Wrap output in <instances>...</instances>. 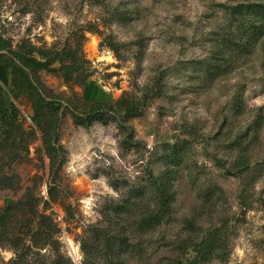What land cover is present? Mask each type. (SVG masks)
I'll use <instances>...</instances> for the list:
<instances>
[{"label": "rangeland", "instance_id": "obj_1", "mask_svg": "<svg viewBox=\"0 0 264 264\" xmlns=\"http://www.w3.org/2000/svg\"><path fill=\"white\" fill-rule=\"evenodd\" d=\"M250 5L264 0H0V99L18 110L0 118V264H170L221 227L228 253L211 264H264V30ZM18 52L56 59L35 79L63 105L51 139L13 92L4 62ZM97 112L108 125L78 124ZM161 180L170 211L145 230Z\"/></svg>", "mask_w": 264, "mask_h": 264}, {"label": "trees", "instance_id": "obj_2", "mask_svg": "<svg viewBox=\"0 0 264 264\" xmlns=\"http://www.w3.org/2000/svg\"><path fill=\"white\" fill-rule=\"evenodd\" d=\"M246 8L248 12L253 14L255 13L262 19L263 25L261 30H264V6L250 5ZM3 49H5V46L0 45V50L2 51ZM45 58L46 57L44 56V59L39 60L33 52H18L16 53V59L10 60L9 63H4L11 74L13 92L16 94V96L24 95L27 97L28 101L33 107L35 123L40 129L44 131L48 139H51L52 135L49 132L50 128H45V124L48 123V115L58 114L63 105L61 103L55 102V100L49 99V97L46 95L48 92H50L49 88L42 83L39 84L37 80H35L39 79L38 73L42 70H47L48 72L54 71V69H51V67L56 62V59L49 60ZM73 70L76 69L74 68ZM70 71L71 68H69L68 74L72 75V71ZM17 113L18 110L14 105L7 107L5 102L0 99V118L3 126H9L11 115H17ZM88 115V117H78V124L82 126H91L97 122H100L104 125H108L109 123L110 118L105 112L90 113ZM52 141H46L48 144H51L49 145L51 149L54 148ZM7 143H9V139L2 142L0 141V150L5 151L7 148ZM157 183L160 211L157 215H153L151 213L142 218L141 225L145 228V230H150L153 224L162 221L163 216L170 211V201L172 198L168 184L163 180L158 181ZM20 203V206L32 207V204L30 203ZM227 240L228 237L225 232V227L216 228L206 233L200 239V241L196 243L188 242L186 248L181 247L180 249L183 255L182 258L171 262L170 264H211L214 260H224L227 256L229 248ZM88 246L89 243H87V241H83L82 249L84 251L88 250ZM54 264L60 263L55 262ZM116 264H119V262Z\"/></svg>", "mask_w": 264, "mask_h": 264}]
</instances>
